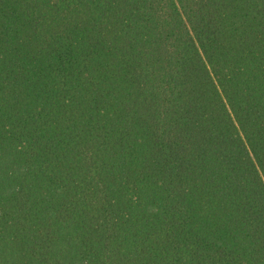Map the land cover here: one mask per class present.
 <instances>
[{
    "label": "trees",
    "instance_id": "16d2710c",
    "mask_svg": "<svg viewBox=\"0 0 264 264\" xmlns=\"http://www.w3.org/2000/svg\"><path fill=\"white\" fill-rule=\"evenodd\" d=\"M0 264H264V0H0Z\"/></svg>",
    "mask_w": 264,
    "mask_h": 264
}]
</instances>
